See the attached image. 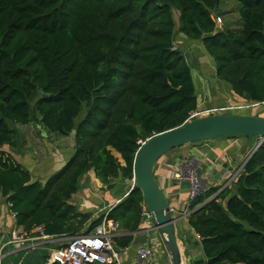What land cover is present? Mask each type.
Listing matches in <instances>:
<instances>
[{
    "label": "trees",
    "instance_id": "trees-1",
    "mask_svg": "<svg viewBox=\"0 0 264 264\" xmlns=\"http://www.w3.org/2000/svg\"><path fill=\"white\" fill-rule=\"evenodd\" d=\"M235 1L239 28L217 29L221 0H0V197L15 228L27 236L36 228L46 237L90 233L102 218L70 203L80 179L91 171L106 189L131 180L138 142L196 111L177 34L200 42L234 96L263 107L264 0ZM32 123L47 135L72 134L71 155L44 182L3 150L22 147L16 126ZM233 184L235 192L211 187L191 201L187 225L203 264H264V141ZM142 206L133 188L106 220L134 233ZM130 241L114 238L121 248Z\"/></svg>",
    "mask_w": 264,
    "mask_h": 264
},
{
    "label": "crops",
    "instance_id": "crops-1",
    "mask_svg": "<svg viewBox=\"0 0 264 264\" xmlns=\"http://www.w3.org/2000/svg\"><path fill=\"white\" fill-rule=\"evenodd\" d=\"M221 26L222 24H220V28ZM174 47L183 54L185 61L191 68V76L195 87L197 112L211 108L253 105L249 103L243 104L241 98L234 96L227 85L215 78V67L208 57L202 56L198 61L195 52H203L199 41H189L182 35L177 34ZM187 57L190 59L191 63L187 60ZM262 106L263 107L260 109L256 108V106L248 110L255 112L256 109L255 113L251 112L252 115L264 119V105ZM251 113L239 114L251 115ZM57 137L64 138L61 136ZM256 143L246 138L201 141L195 144L182 146L170 153V155L163 156L155 164L153 168L154 178L165 196L174 217L177 218L175 230L178 246L181 251L182 264H203V257L199 239L187 225V218L190 212L187 208L188 186L183 182L174 180L172 173L183 160H191L197 165V174L201 177L204 184H209L211 187H219L223 184L225 178L236 171V169L249 157ZM51 144L52 143L46 144L47 146L45 145L46 155L43 161V168L34 169V162H32L24 152H20L21 156L15 155L14 152H8V154H10L14 161L26 169L33 179L44 182L58 172L66 160H60L61 152L59 151H63V147H65L67 143ZM53 150H56L55 153L58 158H56ZM49 159L51 162H47ZM34 171L37 173H33ZM128 189L129 187L126 186L124 182L116 181L113 182V187L111 189H106L105 186L95 179L93 173L89 171L80 179L79 190L71 198L70 203L76 208L78 213L89 214L90 220L100 217L103 218L118 201L124 198ZM87 226L88 225H85L84 229H86ZM145 228L152 229L149 222L141 223L138 231L131 234L119 230L117 237L131 236V241L126 247L121 248L115 244L116 248L121 249V264H132L136 250L144 246H153L155 249L152 264H163L164 262L169 264L162 246L160 247L161 243L158 236L152 230L146 233ZM152 232L155 233V235L149 238ZM31 237L32 236L29 238L31 239ZM64 241V237H47V239L43 241V256H41L40 260L38 259V263L35 262L36 258L34 261L30 260L32 263H26L28 254H22V252L27 248L29 244L27 243L28 241L24 243L13 242L8 244L6 242H9V236H2L0 239V249L6 244L3 251L7 250V253L0 261V264H47L46 254L48 250H46V246H50L51 249L57 248L63 246Z\"/></svg>",
    "mask_w": 264,
    "mask_h": 264
},
{
    "label": "water",
    "instance_id": "water-1",
    "mask_svg": "<svg viewBox=\"0 0 264 264\" xmlns=\"http://www.w3.org/2000/svg\"><path fill=\"white\" fill-rule=\"evenodd\" d=\"M232 138H257L259 142L264 141V119L240 114L200 116L150 137L138 149L133 161V188L141 193L152 231L158 236L169 264H182L175 230L177 218L154 178V166L167 153L182 146ZM231 188L233 192L236 191L235 184Z\"/></svg>",
    "mask_w": 264,
    "mask_h": 264
},
{
    "label": "built area",
    "instance_id": "built-area-1",
    "mask_svg": "<svg viewBox=\"0 0 264 264\" xmlns=\"http://www.w3.org/2000/svg\"><path fill=\"white\" fill-rule=\"evenodd\" d=\"M258 106V104H253L249 106H235V107H222V108H211L201 112H193L190 114L187 121L200 116H209L216 114H226L230 111H241L248 110ZM259 142V141H258ZM142 145L141 142H138ZM261 143V142H259ZM257 143L254 147L253 152L258 148ZM260 145V144H259ZM252 154V153H251ZM246 161V160H245ZM244 161V162H245ZM242 163V165L244 164ZM242 165L236 169L230 176L226 177L220 190L225 188H230L233 184V180L240 172ZM172 177L177 182H183L187 184V208L191 201H193L200 193L204 192L202 190V185L204 184L201 177L197 174V165L191 160H183L181 164L172 173ZM132 183L129 186L128 192L133 189V176ZM127 192V193H128ZM124 195V197L127 195ZM119 202V201H118ZM117 202V203H118ZM116 203V204H117ZM172 212V211H171ZM190 213V212H189ZM141 219L143 222H149V215L144 207L141 208ZM151 225V224H150ZM152 229L145 228V232H149ZM35 233L34 238L27 236L22 232L21 229H16L12 231L9 235L8 244L13 242L24 243H39L43 244V241L47 239L46 236L42 235L41 229L36 228L32 231ZM119 233V226L116 222L112 220H106V216L102 218L101 223L97 225L93 231L87 234H78L72 237L65 238L64 245L48 250L46 254L47 264H121V249L115 247L114 238ZM6 244L2 246L4 249ZM155 249L153 246L139 247L136 250L135 257L132 264H152V258L154 256ZM3 250L0 253V261L5 257Z\"/></svg>",
    "mask_w": 264,
    "mask_h": 264
},
{
    "label": "rangeland",
    "instance_id": "rangeland-1",
    "mask_svg": "<svg viewBox=\"0 0 264 264\" xmlns=\"http://www.w3.org/2000/svg\"><path fill=\"white\" fill-rule=\"evenodd\" d=\"M236 8H237V3L235 0H221L219 7L216 10V12L212 13L214 15V21L216 23L217 29H220V24H222L221 27L225 26L227 28H233V29L239 28L240 20H239V17L237 15ZM174 19L176 22V16H174ZM225 27H223V28H225ZM195 55L198 57L197 58L198 61L202 58V56L207 57L204 52H197V53L195 52ZM190 59H191V55H190ZM190 59H188V57H187V60L189 62H190ZM246 103L247 102L243 101V104H246ZM246 106H249V105H246ZM251 112H252V110H241V111H234V112H232V114H239V113L248 114ZM255 112H256V109H255ZM255 112L253 111L252 113H255ZM252 113H251V116H256V115H252ZM16 128L18 129V131L21 133V136H22V140H23L22 147H20L19 150L16 149L15 151L8 149V148H3V150L14 152L15 155H20V156H21L20 152H24L26 154V156L32 162H34V166H35L34 169L43 168V161H44V157L46 155V148H45L46 144L48 145L50 143H52V144L53 143H55V144H59V143L60 144H66L67 143L65 145V147H63V151H59V152H61V159L60 160L67 159L72 153V146H73L72 134H69L67 137H64V138H60V137H57L55 135H47L43 131V129L36 123L26 125V127L25 126H16ZM252 141L254 143H256V142L258 143L259 140L257 138L256 139L253 138ZM55 152H56V150L55 151L53 150V153H55ZM166 155H170V153H167ZM55 156H56V158H58L56 153H55ZM47 162H51V160L49 159ZM33 173H37V172L34 171ZM38 173H42V172H38ZM123 182L126 186L129 187L130 184L132 183V180L124 179ZM202 188H203L202 190H207V189L211 188V186L209 184H203ZM78 190H79V186H78ZM13 222H14L13 218H12L11 214L8 212V209H7L5 202L0 197V239L2 236H4V237L9 236L12 231H16V228L14 227ZM153 235H155V233L152 232L149 235V238L153 237ZM34 237L32 235V238H34ZM160 247H161V245H160ZM50 249H51L50 246H46V250H50ZM2 250H3V248L0 249V253ZM6 253H7V250H4L2 254L5 255ZM22 254H28L27 259H26V263H32V262H30V260L34 261L35 258H36L35 262L38 263V259L40 260L41 256H43V244H39V243L28 244L27 248L22 252ZM163 264H167V263L164 262Z\"/></svg>",
    "mask_w": 264,
    "mask_h": 264
}]
</instances>
